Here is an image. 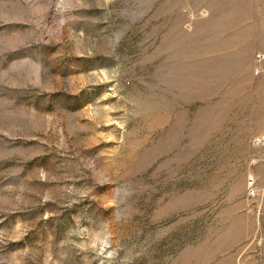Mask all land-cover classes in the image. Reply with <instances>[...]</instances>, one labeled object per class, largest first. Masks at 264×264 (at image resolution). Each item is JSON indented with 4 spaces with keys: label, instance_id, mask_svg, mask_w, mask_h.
I'll list each match as a JSON object with an SVG mask.
<instances>
[{
    "label": "rangeland",
    "instance_id": "rangeland-1",
    "mask_svg": "<svg viewBox=\"0 0 264 264\" xmlns=\"http://www.w3.org/2000/svg\"><path fill=\"white\" fill-rule=\"evenodd\" d=\"M255 139L264 0H0V264H264Z\"/></svg>",
    "mask_w": 264,
    "mask_h": 264
},
{
    "label": "built area",
    "instance_id": "built-area-1",
    "mask_svg": "<svg viewBox=\"0 0 264 264\" xmlns=\"http://www.w3.org/2000/svg\"><path fill=\"white\" fill-rule=\"evenodd\" d=\"M264 142L261 139H255L253 141L254 146H260L263 145ZM247 190H248V196L250 198H253L256 195V187H255V181L253 178H250L248 180V185H247Z\"/></svg>",
    "mask_w": 264,
    "mask_h": 264
}]
</instances>
